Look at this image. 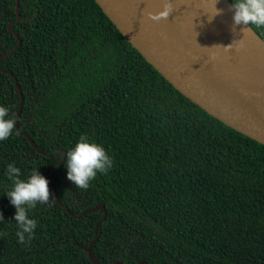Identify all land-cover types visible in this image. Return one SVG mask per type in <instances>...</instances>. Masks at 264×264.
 Returning <instances> with one entry per match:
<instances>
[{
	"label": "trees",
	"instance_id": "trees-1",
	"mask_svg": "<svg viewBox=\"0 0 264 264\" xmlns=\"http://www.w3.org/2000/svg\"><path fill=\"white\" fill-rule=\"evenodd\" d=\"M15 32L0 61V106L15 119L0 141V264H94L85 247L103 217L71 216L48 183L56 202L29 210L34 238L18 243L10 163L25 181L37 169L76 215L106 207L93 246L102 264H264L263 143L176 89L96 0H20V20L16 0H0V56ZM81 135L113 159L87 189L67 179Z\"/></svg>",
	"mask_w": 264,
	"mask_h": 264
},
{
	"label": "water",
	"instance_id": "water-1",
	"mask_svg": "<svg viewBox=\"0 0 264 264\" xmlns=\"http://www.w3.org/2000/svg\"><path fill=\"white\" fill-rule=\"evenodd\" d=\"M96 2L124 37L176 89L209 114L264 144V87H259L260 75L245 71L242 61L235 59L236 52L233 53L235 33L232 31L234 28H231V24L224 18L228 9L234 12L230 0H217L216 8L222 11L215 17V0H171L173 12L167 19L159 22L151 20L148 14L156 15L161 12L163 0H96ZM16 12L17 19L20 20V0H16ZM225 21L228 26H224ZM245 26L258 38L257 42L264 45L262 36L251 25ZM249 30L247 31L252 35ZM15 35L18 45L1 55L0 61L19 46L20 36L16 32ZM230 44L232 45L228 49L223 47ZM7 72L13 75L12 71ZM14 77L16 79V76ZM16 86L22 100L16 119V128L19 129L23 93L17 79ZM21 133L25 134L38 152L44 153L30 134ZM47 180L58 203L71 216L81 217L94 211H103V217L95 224V238L85 247L92 262L102 264L93 252V246L99 238V226L107 216L106 207L98 204L76 215L60 200L56 186ZM138 264L149 263L141 260Z\"/></svg>",
	"mask_w": 264,
	"mask_h": 264
},
{
	"label": "clouds",
	"instance_id": "clouds-1",
	"mask_svg": "<svg viewBox=\"0 0 264 264\" xmlns=\"http://www.w3.org/2000/svg\"><path fill=\"white\" fill-rule=\"evenodd\" d=\"M216 3L217 0H215L214 17L222 11L216 8ZM231 7L234 9L233 28L237 25L264 27V0H235ZM172 12L171 0H163V10L156 15L151 13L148 15L151 20L159 22L167 19ZM247 30L248 28H244V33ZM231 45L223 47L228 49ZM240 47H243V40L236 50L238 51ZM8 114L9 109L0 106V141L8 139L15 127V119L6 118ZM112 166L113 159L105 148L95 142H89L88 137L84 135H81L75 147L67 152V179L80 189H87L97 173L105 174ZM7 172L9 180L13 182L12 190L6 194L16 209L14 220L18 230L15 235L18 237V243L28 244L34 238V230L37 227V221L29 218V210L34 209L38 202L51 206L56 201L52 198L48 180L37 169L32 170L31 176L26 181L19 178L20 169L13 163L8 164ZM3 220V215L0 213V222ZM5 235L7 233H0V237Z\"/></svg>",
	"mask_w": 264,
	"mask_h": 264
},
{
	"label": "bare ground",
	"instance_id": "bare-ground-1",
	"mask_svg": "<svg viewBox=\"0 0 264 264\" xmlns=\"http://www.w3.org/2000/svg\"><path fill=\"white\" fill-rule=\"evenodd\" d=\"M233 15L234 12L228 9V13L224 14V18L231 24L230 27L233 28ZM224 26H228V23L225 21ZM248 28L245 25H237L234 30L233 37V53L236 52L235 59L242 61V67L245 71H248L252 74L260 75V84L259 87H264V45L257 42L258 38L250 31L252 35L247 31L244 33L243 29ZM226 30V27H224ZM243 40V47L241 48L242 52H240V48L237 51V46L240 41ZM227 45V40L225 41ZM232 49V48H231Z\"/></svg>",
	"mask_w": 264,
	"mask_h": 264
},
{
	"label": "flooded vegetation",
	"instance_id": "flooded-vegetation-1",
	"mask_svg": "<svg viewBox=\"0 0 264 264\" xmlns=\"http://www.w3.org/2000/svg\"><path fill=\"white\" fill-rule=\"evenodd\" d=\"M119 262H121L120 264H125L124 262H122L120 260L116 261V264H118Z\"/></svg>",
	"mask_w": 264,
	"mask_h": 264
}]
</instances>
